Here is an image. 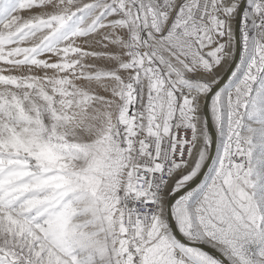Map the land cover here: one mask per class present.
<instances>
[{"label":"snow or ice","instance_id":"1","mask_svg":"<svg viewBox=\"0 0 264 264\" xmlns=\"http://www.w3.org/2000/svg\"><path fill=\"white\" fill-rule=\"evenodd\" d=\"M0 264H264V0H0Z\"/></svg>","mask_w":264,"mask_h":264}]
</instances>
